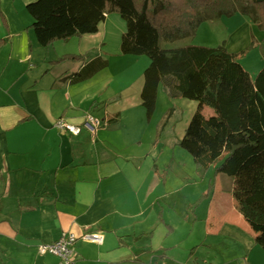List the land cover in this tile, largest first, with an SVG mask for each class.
Here are the masks:
<instances>
[{"label": "crops", "instance_id": "obj_1", "mask_svg": "<svg viewBox=\"0 0 264 264\" xmlns=\"http://www.w3.org/2000/svg\"><path fill=\"white\" fill-rule=\"evenodd\" d=\"M34 1L0 0L7 23L5 29L0 22V264H61L39 255L37 246L62 233L77 237L74 264H137L138 252L145 264H166L157 251L167 239L162 223L170 225V213L204 194L210 181L215 190L208 208L216 216L210 211L209 221L219 218L234 230L246 264H264L231 179L214 175L216 162L200 180L178 146L196 102L171 99L160 85L147 120L143 73L131 67L126 57L132 56L120 53L125 24L107 15L97 33L43 50L25 29V7ZM64 56L83 59L57 62ZM97 58L106 60L104 69L71 80ZM86 114L102 120L94 135L87 128L71 136L54 127L59 118L82 125ZM202 114L213 112L203 107ZM85 233L102 235V243L81 239ZM203 256L204 264H214Z\"/></svg>", "mask_w": 264, "mask_h": 264}, {"label": "trees", "instance_id": "obj_2", "mask_svg": "<svg viewBox=\"0 0 264 264\" xmlns=\"http://www.w3.org/2000/svg\"><path fill=\"white\" fill-rule=\"evenodd\" d=\"M25 9L43 50L95 34L107 15H119L125 24L121 55L149 59L140 96L146 119L155 112L160 85L171 99L196 102L178 146L191 156L199 178L226 154L214 175L231 179L232 196L255 233V244L264 251V37L263 67L254 77L223 43L215 48L162 47L192 38L202 23L221 16L241 14L264 31V0H36ZM79 59L83 56H64L57 62ZM106 66V60L94 59L71 80H86ZM203 107L213 114L205 118Z\"/></svg>", "mask_w": 264, "mask_h": 264}, {"label": "rangeland", "instance_id": "obj_3", "mask_svg": "<svg viewBox=\"0 0 264 264\" xmlns=\"http://www.w3.org/2000/svg\"><path fill=\"white\" fill-rule=\"evenodd\" d=\"M25 16L26 22H30L31 25L29 15L25 13ZM109 21L124 24L118 14H109ZM0 22L6 29L7 23L1 16ZM110 22L108 26H111ZM255 26L248 17L241 14L231 17L221 16L202 23L192 38L173 44L165 43L162 47L175 48L191 44L215 48L223 43L229 52L238 55V63L251 77H254L263 67L261 46L264 37V31L258 30ZM25 29H31L29 24L25 26ZM110 36L113 38L112 35ZM0 40L1 43L3 39ZM126 58L133 62L130 63L131 67L137 70L135 73H140V75L149 65V59L145 56ZM185 155L190 160L192 159L186 152ZM225 155L217 161L216 165ZM202 179L204 178H200ZM214 187L213 181H210L204 194L185 205L186 207L179 206L177 210L170 213V225L162 223L167 239L157 248V251L163 259H169L166 264H204L203 255L207 254L213 258L214 264H246V253L241 246L236 244L234 230L227 226L222 227L219 218L216 224L208 219L210 211H213V217L216 216L214 210L209 211L208 208L213 198ZM139 243L146 244L147 242ZM140 257L141 254L138 252L137 264H145Z\"/></svg>", "mask_w": 264, "mask_h": 264}, {"label": "built area", "instance_id": "obj_4", "mask_svg": "<svg viewBox=\"0 0 264 264\" xmlns=\"http://www.w3.org/2000/svg\"><path fill=\"white\" fill-rule=\"evenodd\" d=\"M103 126L102 120L94 117L91 114L84 116L82 125H74L67 122L64 118L56 120L54 127L60 131L67 133L71 136H77L81 128H87L91 134H95ZM81 239L96 244L102 243V235L96 233H85L81 236ZM77 241V237L73 233H62L57 240L47 244H40L37 246V252L39 255H52L57 257L61 264H74V244Z\"/></svg>", "mask_w": 264, "mask_h": 264}]
</instances>
